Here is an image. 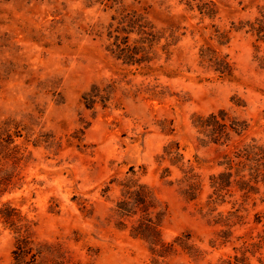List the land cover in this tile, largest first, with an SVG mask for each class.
<instances>
[{
	"label": "rangeland",
	"instance_id": "obj_1",
	"mask_svg": "<svg viewBox=\"0 0 264 264\" xmlns=\"http://www.w3.org/2000/svg\"><path fill=\"white\" fill-rule=\"evenodd\" d=\"M205 1L121 0L112 9L87 0L0 2V127L9 123L13 140L0 154V264H16L19 232L35 246L52 247L32 264H54L53 257L62 264H220L234 255L236 238L253 228L262 207L247 205L246 225L221 245L224 227L213 220L227 216L239 198L212 214L206 203L224 155L252 140L264 143V72L255 39L236 31L264 0H212L214 19L187 5ZM122 7L147 13L163 35L152 72L123 66L107 51V27ZM221 33L228 36L223 45ZM206 48L227 57L232 78L201 63ZM111 81L119 87L111 107L88 110L82 96ZM221 109L247 121L249 130L229 146L202 144L194 117ZM171 144L183 155L178 166L160 162ZM190 168L200 184L194 201L179 185ZM132 176L166 211L161 241L172 249L153 252L132 235L137 217L116 215L119 183Z\"/></svg>",
	"mask_w": 264,
	"mask_h": 264
},
{
	"label": "trees",
	"instance_id": "obj_2",
	"mask_svg": "<svg viewBox=\"0 0 264 264\" xmlns=\"http://www.w3.org/2000/svg\"><path fill=\"white\" fill-rule=\"evenodd\" d=\"M8 1V0H0ZM87 3L101 4L111 9L120 5L121 0H87ZM190 10H197L200 15L214 19L218 13V7L212 0L197 4H187ZM112 22L106 30V39L109 42L107 51L111 56L122 63L123 66L136 67L138 70L153 71L151 64L157 59V48L163 39V35L156 26L148 19L147 13L138 10L117 9L116 15L111 18ZM236 31H244L255 39V61L260 70L264 72V5L258 8L253 19L240 22ZM134 37V39H132ZM220 43L228 39L226 33L218 35ZM222 41V42H221ZM171 44L162 47V51L168 53ZM201 63H208L222 78H232V68L227 57L219 56L212 48L201 50ZM119 90L118 83L111 81L103 86L93 85L90 91L82 96V102L88 110H94L98 106L109 109L112 105V96ZM237 107H244L241 102H235ZM193 124L200 141L204 145L229 146L236 137H242L249 130L247 121L232 117L230 113L221 109L207 116H195ZM15 136L19 137L18 127L14 130ZM13 143L10 124L5 128L0 127V154L7 151ZM8 155V154H7ZM170 161L178 166L183 155L179 151L178 144H171L164 148V154L160 162ZM223 170L210 177L211 193L208 196L206 207L210 214L217 211L218 206L228 202V199L239 198L233 202V208L227 216L219 214L213 220L214 226H222L224 229L218 232V241L221 245L231 243L234 236L233 228L246 225L242 214L247 212L246 206L252 204L254 208L261 206L262 209L254 215L253 228L242 236L236 238L234 243L239 246L233 248L234 255L223 259L220 264H264V143L252 140L240 148L224 155L220 163ZM184 177L179 185L184 186L182 194L190 201L197 198L200 189L199 178L193 169L182 170ZM130 172L135 175V168ZM169 169H165L162 179L168 176ZM121 197L117 202L116 215L120 219L132 221V235L149 242L153 252L159 254L173 248V244H164L161 241L160 227L166 216L155 198L151 188L139 183L133 176L119 183ZM110 187L105 189L109 191ZM16 249L13 252L16 264H32L38 258H42L51 246L36 245L28 232H19ZM189 239V235H187ZM179 240V239H178ZM177 241V240H176ZM216 241L213 242V245ZM161 246L164 251L156 250ZM254 260L256 263H254ZM54 264H62L52 258Z\"/></svg>",
	"mask_w": 264,
	"mask_h": 264
}]
</instances>
